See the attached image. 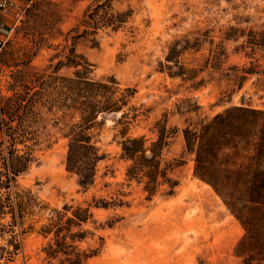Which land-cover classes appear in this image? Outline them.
<instances>
[{
  "label": "rangeland",
  "instance_id": "obj_1",
  "mask_svg": "<svg viewBox=\"0 0 264 264\" xmlns=\"http://www.w3.org/2000/svg\"><path fill=\"white\" fill-rule=\"evenodd\" d=\"M103 1L37 0L0 52V246L15 244L0 264H68L47 253L58 217L80 264H264V0H107L122 21L84 33ZM77 70L132 90L91 124L88 187L66 169L82 94L63 78ZM159 122L176 185L159 178L148 197L121 145L150 147ZM77 209L86 220L67 225Z\"/></svg>",
  "mask_w": 264,
  "mask_h": 264
},
{
  "label": "trees",
  "instance_id": "obj_2",
  "mask_svg": "<svg viewBox=\"0 0 264 264\" xmlns=\"http://www.w3.org/2000/svg\"><path fill=\"white\" fill-rule=\"evenodd\" d=\"M107 5L108 2L106 0L96 3L89 8L81 20L83 25L86 26V29L83 31L84 33L86 31L95 33L101 26H114L116 24L115 22L122 21L120 19L121 14L108 13L106 10ZM71 60L73 61L74 59ZM80 73L81 71L77 70L75 72L76 78H63V81L66 83H76L79 92L82 94V99L79 103L80 119L71 128V139L67 145L66 169L78 176L80 186L88 187L93 182L96 164L101 159L99 149L92 141V136L89 133L91 124L98 114L119 112L122 105L126 102L127 97L131 95L132 90L125 88L118 94L117 82L113 77L93 80L85 77L82 78V76L78 75ZM5 116V109L0 104V133L4 131L6 126ZM168 133L165 124L159 122L157 138L150 147L145 148L143 146L142 138L126 139L121 145L123 155L131 161L127 169L128 176L135 180L145 179L144 189L148 197H151L155 192L159 178L166 181L170 188L176 185V183H172L168 179L166 170L160 168L159 156L165 145V138ZM183 135L187 149H191L193 139L197 136L196 131L186 128L183 131ZM199 161L197 159V162ZM14 172L17 173L19 170L15 169ZM6 208H10L8 198L1 197L0 214ZM63 209L67 211L69 207L64 205ZM80 211L79 209L72 211V216L67 217L65 223L67 225H78L84 222L87 218V211L84 214H80ZM59 219L58 217L52 221L49 227L54 237L52 243L47 247V253L50 256L62 255V260L68 264H80L82 254L75 251L73 247L66 243L65 238L60 236L63 226L59 224ZM4 232L7 231L0 224V234ZM73 236H76V234ZM8 245L10 248H7ZM14 249L15 244L11 239L7 241L6 245L0 246V261L5 262L11 260Z\"/></svg>",
  "mask_w": 264,
  "mask_h": 264
},
{
  "label": "built area",
  "instance_id": "obj_3",
  "mask_svg": "<svg viewBox=\"0 0 264 264\" xmlns=\"http://www.w3.org/2000/svg\"><path fill=\"white\" fill-rule=\"evenodd\" d=\"M37 0H0V52Z\"/></svg>",
  "mask_w": 264,
  "mask_h": 264
}]
</instances>
